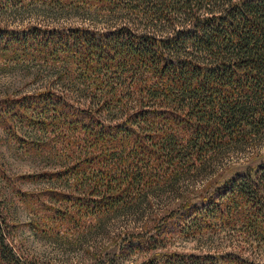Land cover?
I'll return each instance as SVG.
<instances>
[{"label": "trees", "instance_id": "obj_1", "mask_svg": "<svg viewBox=\"0 0 264 264\" xmlns=\"http://www.w3.org/2000/svg\"><path fill=\"white\" fill-rule=\"evenodd\" d=\"M28 5L90 20L0 22V61L50 65L67 81L0 99L8 140L63 157L54 170L18 176L53 185L31 193L12 187L0 163V181L26 204L32 231L79 233L178 191V202L115 237L112 250L88 264H264L238 249L168 248L175 237L224 229L264 246V0H0V14ZM249 147L248 160L213 188L180 190L183 180ZM6 202L1 194L0 264H54L19 250Z\"/></svg>", "mask_w": 264, "mask_h": 264}, {"label": "rangeland", "instance_id": "obj_2", "mask_svg": "<svg viewBox=\"0 0 264 264\" xmlns=\"http://www.w3.org/2000/svg\"><path fill=\"white\" fill-rule=\"evenodd\" d=\"M0 22L12 28H23L31 24L49 27L89 25L90 20L72 12L61 13L41 5H28L0 14ZM99 27H103V25L99 24ZM58 73V69L50 65L27 61H0V99L7 95L37 92L54 84L56 86L67 84V81L61 83ZM263 149L262 146L259 150ZM251 150L253 151V148L249 147L242 152L232 153L213 167L183 180L179 184L180 190L185 191V194H197L209 186L213 188L216 183L215 179L222 172H227L229 167L235 170L236 167L246 162ZM60 160H63V157H58L56 154L28 153L13 140H8L0 127V163L4 167L3 170H6V173L16 180V182L14 180L10 182L12 187L29 193L51 188L53 185L49 182L26 181L23 183L22 180L17 179L18 176L24 174L54 170L59 167ZM177 192L165 191L163 194H158L159 197L155 196L151 200L152 203L143 211L122 213L109 218L101 225L85 228L79 233H69L64 236L65 231H61V237H56V235L44 237L33 232L30 228L31 216L26 204L14 198L10 190L0 181V195L4 194L7 200V210L10 211L18 225L15 244L25 255L39 260H50L54 264H88L92 262L96 253L112 250L115 237L128 230L142 227L151 214L160 213L166 206L178 202ZM168 248L186 252H222L238 249L245 255L264 261V246L253 243L252 235L241 229H224L194 237H175L168 242Z\"/></svg>", "mask_w": 264, "mask_h": 264}]
</instances>
